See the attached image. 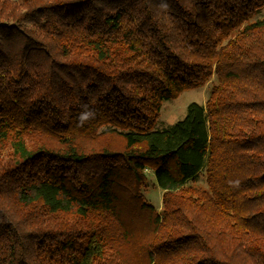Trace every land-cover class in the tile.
<instances>
[{
	"label": "trees",
	"instance_id": "16d2710c",
	"mask_svg": "<svg viewBox=\"0 0 264 264\" xmlns=\"http://www.w3.org/2000/svg\"><path fill=\"white\" fill-rule=\"evenodd\" d=\"M262 9L0 0V264H264Z\"/></svg>",
	"mask_w": 264,
	"mask_h": 264
},
{
	"label": "rangeland",
	"instance_id": "374dc122",
	"mask_svg": "<svg viewBox=\"0 0 264 264\" xmlns=\"http://www.w3.org/2000/svg\"><path fill=\"white\" fill-rule=\"evenodd\" d=\"M264 16V9L260 10L256 15V18ZM213 78L202 88L192 89L182 92L177 98L164 101L160 116L158 118L157 128H166L178 120L182 119L185 115L186 107L190 103H197L200 105L205 104L209 95V90ZM147 180L142 187V195L149 201L157 210L161 208V199L163 190L158 186L154 179L153 173L146 171ZM198 184L205 185V176L201 174L198 179Z\"/></svg>",
	"mask_w": 264,
	"mask_h": 264
}]
</instances>
